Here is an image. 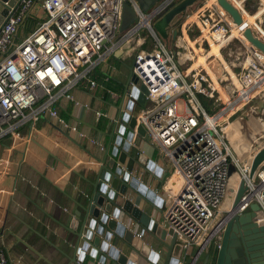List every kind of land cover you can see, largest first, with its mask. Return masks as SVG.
Instances as JSON below:
<instances>
[{"label": "built area", "instance_id": "built-area-1", "mask_svg": "<svg viewBox=\"0 0 264 264\" xmlns=\"http://www.w3.org/2000/svg\"><path fill=\"white\" fill-rule=\"evenodd\" d=\"M124 1L128 0L18 2L0 28V137L36 116H46L58 128L84 137L85 133L58 114L55 104L63 98L87 108L86 103L74 99L72 89L82 80L92 87L91 71L145 29L153 49L135 54L131 73L144 85V100L150 105L141 109L135 120L181 179L164 211L165 222L176 233L184 251L194 244L199 253L219 235L221 217L213 219L226 200L229 205L225 213L231 211L237 188L236 185L229 191L232 176L237 182L243 180L246 187L235 211L243 213L255 203L264 217V169H257L249 179L250 161L238 159L229 150L219 124L221 115L238 103L248 102L253 92L263 87L264 55L241 36L244 22L234 24L216 0H204L210 5L197 8L190 22L197 36L208 41L202 36L206 32L219 47L235 37L244 48L240 70L232 84L234 97L218 108L215 103L208 112L198 98H214L205 69H180L151 27L158 14L180 0H157L145 11L129 0L136 20L121 31ZM227 1L242 14V8ZM211 12L215 19L208 15ZM223 14L238 28L239 35L230 36L229 26L220 18ZM247 25L263 35L259 27ZM19 29L24 32L18 33ZM229 165L233 167L231 173ZM134 233L141 236V232ZM11 262L6 248L0 246V264ZM74 264L80 263L77 260Z\"/></svg>", "mask_w": 264, "mask_h": 264}, {"label": "crops", "instance_id": "crops-1", "mask_svg": "<svg viewBox=\"0 0 264 264\" xmlns=\"http://www.w3.org/2000/svg\"><path fill=\"white\" fill-rule=\"evenodd\" d=\"M230 1L242 8L240 3L245 0ZM248 12L252 14L254 10ZM263 12L264 9L260 8L250 15L242 8L241 16L244 22L253 24L254 19ZM192 18L194 13L188 14L177 25L174 17L165 26L166 39L157 36L178 66L179 60L184 62L185 71H192L195 67H211L215 78L205 72L214 89L212 100L215 103L230 100L234 97L232 84L236 79L235 73L238 74L240 70L244 48H234L228 42L218 49V45L209 40V49L201 52V39L196 37L197 30L190 23ZM156 21L157 18L151 21L152 29ZM253 25L257 27L255 23ZM250 26L256 36L264 41V35ZM144 31L150 39L149 46H145L143 36H134L122 49L115 51L91 71L90 77L94 80L92 87L82 80L72 89L74 99L86 103L87 108L63 98L55 104L58 114L85 133L84 137L79 138L68 129L58 128L46 116L33 117L0 137V246L8 251L11 264H66L67 260L61 253L70 255L75 241V235L67 226L71 219L80 221L88 196L92 191L99 190L105 170H101L96 182L95 178L96 169L102 163H112V171L118 169L120 174L128 173L145 185L153 193L151 197L158 199V206L131 190L127 191L126 197L158 224L165 222L164 211L181 184L179 175L149 140L134 131L129 139L126 137L128 130H124L121 136L119 133L123 118L130 114L126 109L127 101L132 99L128 94L131 84L127 81L130 65L139 51L153 49L152 39ZM22 32L24 30L19 29L18 33ZM208 35L202 32V36ZM236 35H239L238 28L231 23V36ZM143 101L140 110L150 105L149 101ZM204 102L209 104L207 99ZM219 120L223 123L222 135L229 150L238 159L250 161L253 153L264 144V85L253 92L248 102L236 104ZM229 125L227 134L224 128ZM262 165L258 169H264V163ZM237 183L233 176L229 191L235 189ZM226 204H229V200ZM227 207H220L213 221L224 215ZM128 222L134 231L143 234L142 240L157 253L158 264H161L166 250L151 237H146V233L132 220ZM239 226V236L235 239L237 243L251 248L264 246V217L259 210ZM217 242L218 236L212 240V245L204 247L199 253L198 247L193 244L185 250L188 254L186 261L201 264L205 252L208 248L215 250ZM112 244L118 251H125V245L120 242ZM96 259H92L87 252H76L75 261L78 260L80 264H91L90 261L98 264ZM132 259H135L133 254ZM104 264L111 262L106 260Z\"/></svg>", "mask_w": 264, "mask_h": 264}, {"label": "water", "instance_id": "water-1", "mask_svg": "<svg viewBox=\"0 0 264 264\" xmlns=\"http://www.w3.org/2000/svg\"><path fill=\"white\" fill-rule=\"evenodd\" d=\"M19 1L0 0V28ZM155 1L150 0V4ZM195 1L180 0L176 4L171 5V7L166 8L156 16L158 21L154 23L153 29L165 30V26L177 14L183 12L187 6ZM215 2L228 14L234 24L239 25L243 22L239 11L229 1L216 0ZM139 5L144 10L148 7V4L143 1L139 2ZM208 15L211 19H215V15L212 12L208 13ZM260 20L261 16L254 19L257 27H260ZM244 23L241 36L264 55V41L256 36L255 32L246 22ZM174 35L175 31L173 32ZM233 38L237 40V38ZM132 65L133 63H131L130 68ZM130 68L127 81L133 84L128 93L132 99L126 103V109H128L130 114L126 115V118H123L119 133L121 136L124 130H128L126 137L129 139L131 133L134 131L148 140L144 127L136 123L135 120L137 113L144 104L143 100L146 90L144 85L131 73ZM133 100H135V104H133ZM263 163L264 144L253 153L247 177L251 179L255 171ZM111 164L103 165L102 163V165L97 167L95 182L98 180L101 170H105V173L102 174L103 180L99 184V190L97 192L92 191L88 196L80 221L77 222L71 219L67 226L68 230L71 229L73 235H75V241L72 243L70 255L61 253L67 260L66 264L75 262L76 252L79 253L80 251L87 252L92 259L96 257L98 264H104L106 260L110 261L111 264H158L157 253L149 249L146 242L142 240L143 234L140 237L135 235L134 227L129 225L128 220L136 223L141 231L146 233V237H151L166 250L161 264H190L191 260L186 261L188 254L181 248V245L176 240V233L169 225L166 222L158 224L152 220L149 215L141 211L126 195L127 191L131 190L138 196H145L147 199L152 200L156 206H158V199L151 197L153 193L134 177H130L128 173L123 172L120 174L118 169L112 171ZM232 171L233 167L229 165L228 172L231 173ZM95 186L96 184L94 183L93 187ZM245 190L246 187L243 180H239L233 195L231 211L225 213L219 219V230L221 233L218 236L215 250L206 251L201 264H264V246L262 248H251L235 241L239 236V225L249 219L258 210V206L252 203L248 210L243 213L238 214L235 211V207ZM262 196L264 201V191L262 192ZM166 236H168V239H166ZM262 236L264 238V230ZM79 242H81L80 247H78ZM112 242H120L122 245H125V251H118ZM132 254L135 256V259H132ZM92 262L90 261L91 264Z\"/></svg>", "mask_w": 264, "mask_h": 264}, {"label": "rangeland", "instance_id": "rangeland-1", "mask_svg": "<svg viewBox=\"0 0 264 264\" xmlns=\"http://www.w3.org/2000/svg\"><path fill=\"white\" fill-rule=\"evenodd\" d=\"M138 6H139V8L142 10V11H145L144 9H142L141 8V6L139 5V2H145V3H147L148 4V7L151 5L150 4V0H133ZM242 1V0H241ZM204 4H206L207 6H209L210 4L209 3H206V1H204V0H196L194 3H192L191 5H189V6H187V8L183 11V12H181V13H179V14H177L176 16H175V22H177V25L178 24H181V22H183L184 20H185V18L187 17V15L188 14H193L194 12H195V10L197 9V8H199L200 6H202V5H204ZM241 4V7L248 13V14H250L249 12H248V10L250 11V10H256V12L255 13H257L258 12V10L260 9V8H262L263 7V4H262V2H261V0H245V1H243V2H241L240 3ZM254 13V14H255ZM254 14H250V15H254ZM261 16V20H260V27H259V29L262 31H264V12L262 13V15H260ZM259 16V17H260ZM193 19V18H192ZM135 20H136V13H135V11L133 10V6H132V4L130 3V1L128 0V1H124L123 3H122V7H121V15H120V21H119V30H124L128 25H130V24H132L133 22H135ZM250 24H251V22H250ZM153 27H154V23H153ZM195 27V26H194ZM191 29V28H190ZM190 29H189V32L191 33V31H190ZM154 30H155V32H156V34L157 35H159V37L162 39V40H165L166 39V36H164L165 35V31L163 30V29H161V30H157L156 28H154ZM197 30V29H196ZM195 31V30H194ZM260 31V32H261ZM261 32L263 35H264V32ZM194 33V32H193ZM197 33H198V31H197ZM140 34V36H143L144 38H145V40H144V42H145V46H149V44H150V39H149V37H148V35L146 34V32L144 31V30H142L141 32H139L138 33V35ZM196 37H199V36H196ZM134 39V38H133ZM201 40L199 41V45L201 46V48H200V51L201 52H203L204 50H208L209 49V40H210V37H207V39H208V41H206V40H202V38H200ZM236 40H234V38H232V40L230 41L231 43V45L232 46H234V48H242V45L240 44V43H238V42H235ZM215 43V42H214ZM246 43V42H245ZM215 44H217V43H215ZM240 46V47H239ZM220 47L218 46V49H219ZM221 49V48H220ZM182 53V52H181ZM184 54V53H183ZM179 57H180V54H179ZM181 57H182V55H181ZM211 59V58H210ZM209 59V60H210ZM178 60V59H177ZM184 62H181V60H179V67H180V69H182V70H184V68H185V64H183ZM130 64V63H129ZM127 65V64H126ZM206 71H207V68H204ZM208 72V71H207ZM209 74V73H208ZM209 76H210V74H209ZM213 96H214V94H213ZM199 98V100L201 101V100H203L202 98H201V96H199L198 97ZM222 101H224V100H222ZM202 102H204V101H201V103ZM221 103H216V106H215V108H218L219 106H221L220 105ZM212 110V109H211ZM220 126L222 127L223 126V123H222V121H220ZM228 134V133H227ZM264 142V141H263ZM210 244H212V242H210ZM193 249H195V248H193Z\"/></svg>", "mask_w": 264, "mask_h": 264}, {"label": "bare ground", "instance_id": "bare-ground-1", "mask_svg": "<svg viewBox=\"0 0 264 264\" xmlns=\"http://www.w3.org/2000/svg\"><path fill=\"white\" fill-rule=\"evenodd\" d=\"M261 2H262V4H263V7H262L261 9H264V0H261ZM223 15H224V14H223ZM224 17H225V15H224V16H222V15L220 16V18L223 19V20L227 23V25L229 26V29H230V36H231V23H230L231 21H228V19H225L226 17H225V18H224ZM243 22H244V20H243ZM262 31H263V30H262ZM263 32H264V31H263ZM230 36H229V37H230ZM213 43H214V42H213ZM214 44H215V43H214ZM216 45H218V44H216ZM205 71H206V70H205ZM207 71L209 72V74H210L211 76H213V77L215 78V76H214L213 73H212L211 67L207 68ZM206 73H207V72H206ZM229 128H230V125L227 126V127H225V128H224V132H225V133H226V132L228 133ZM246 139H247V137H246ZM247 141H248V140H247ZM232 177H233V176H232ZM231 181H232V180H231ZM226 201H228V200H226ZM226 201H225V203H224L221 207L224 208L225 205H227V206L229 205V204H226Z\"/></svg>", "mask_w": 264, "mask_h": 264}, {"label": "trees", "instance_id": "trees-1", "mask_svg": "<svg viewBox=\"0 0 264 264\" xmlns=\"http://www.w3.org/2000/svg\"><path fill=\"white\" fill-rule=\"evenodd\" d=\"M256 11H254L252 14H254ZM235 42H237V41H235ZM200 96V95H199ZM202 98V97H201ZM203 100H201V101H204L205 99L204 98H202ZM208 101H209V104L207 103V102H202V104L204 105V108L208 111V112H211V109L213 108V106L215 105V101L214 100H212V99H208ZM261 166H263V165H261Z\"/></svg>", "mask_w": 264, "mask_h": 264}, {"label": "flooded vegetation", "instance_id": "flooded-vegetation-1", "mask_svg": "<svg viewBox=\"0 0 264 264\" xmlns=\"http://www.w3.org/2000/svg\"><path fill=\"white\" fill-rule=\"evenodd\" d=\"M209 246H210V245H209ZM208 250H209V251H211V249H210V248H208Z\"/></svg>", "mask_w": 264, "mask_h": 264}, {"label": "clouds", "instance_id": "clouds-1", "mask_svg": "<svg viewBox=\"0 0 264 264\" xmlns=\"http://www.w3.org/2000/svg\"><path fill=\"white\" fill-rule=\"evenodd\" d=\"M259 168V167H258ZM219 236V235H218ZM209 245H212V244H209Z\"/></svg>", "mask_w": 264, "mask_h": 264}]
</instances>
